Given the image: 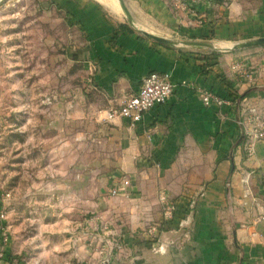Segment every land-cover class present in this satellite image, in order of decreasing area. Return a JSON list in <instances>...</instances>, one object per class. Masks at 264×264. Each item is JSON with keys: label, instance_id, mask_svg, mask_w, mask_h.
<instances>
[{"label": "crops", "instance_id": "crops-1", "mask_svg": "<svg viewBox=\"0 0 264 264\" xmlns=\"http://www.w3.org/2000/svg\"><path fill=\"white\" fill-rule=\"evenodd\" d=\"M131 1L129 10L138 29L108 18L102 0L65 4L88 42L91 87L100 99V106H89V112L94 110L105 119L98 140L107 132V142L119 148L114 170L93 177L83 147V158L77 163L81 172L76 175L81 181L72 186L96 190L105 199L102 187L111 189L112 180L126 173L125 162L131 160L132 168L135 165L130 188L133 226L163 216L159 202L163 189L175 201V217L164 224L158 238L127 234L123 255L131 257L132 264H264V219L258 220L264 210V141H255L249 149L251 140L238 122L247 105L264 113V46L234 48L264 36V0H235L228 7L217 0H196L190 10H177L167 0ZM143 31L178 42H209L214 48L167 46ZM151 71L171 73L177 87L170 99L154 106L136 126L120 118L107 120V108L133 95ZM200 90L223 96L252 91V95L238 108H220L205 106ZM6 140L3 150L10 145ZM52 143L54 147L58 142L52 139ZM27 144L21 142L19 152L24 165ZM51 152L55 178L60 171L54 162L59 161L56 149ZM40 167L34 191L60 193L54 189L62 186L58 177L57 184L38 179L45 172ZM124 197L116 201L128 204ZM1 200L0 213L5 209L6 215L0 218V250L6 258H0V264H17L10 257L11 243L2 244L1 228H12L13 210Z\"/></svg>", "mask_w": 264, "mask_h": 264}, {"label": "rangeland", "instance_id": "rangeland-1", "mask_svg": "<svg viewBox=\"0 0 264 264\" xmlns=\"http://www.w3.org/2000/svg\"><path fill=\"white\" fill-rule=\"evenodd\" d=\"M125 2L131 10L132 1ZM117 5L103 3L104 14L138 29L119 1ZM73 14L58 0L0 1V191L11 193L6 203L13 210V226L7 230L10 257L17 264H132L131 257L123 255L127 234L158 238L165 222L162 216L133 226L131 196L124 197L126 204L116 201L120 196H112L108 186L102 187L105 199L96 190L72 186L81 181L76 175L81 172L77 163L83 147L93 177L110 174L119 151L107 142V132L98 140L105 119L89 112V106H100V99L91 87L88 42ZM6 139L10 145L3 150ZM52 139L59 145L53 147ZM21 142L28 143L25 165L19 154ZM52 149L59 161L54 162L60 171L55 178ZM125 165L126 173L113 179L112 186L124 178L132 183L135 165L132 168L131 160ZM39 166L45 172L38 179L45 184H57L59 179L62 186L54 189L62 193L34 191Z\"/></svg>", "mask_w": 264, "mask_h": 264}, {"label": "built area", "instance_id": "built-area-1", "mask_svg": "<svg viewBox=\"0 0 264 264\" xmlns=\"http://www.w3.org/2000/svg\"><path fill=\"white\" fill-rule=\"evenodd\" d=\"M177 10H190L196 0H168ZM235 0H223L222 5L228 7ZM252 79V78H251ZM177 83L174 82L171 73L151 71L146 74L140 82L139 89L130 97L126 98L119 105H111L107 108V120L120 118L131 126H136L143 121L145 115L154 106L166 103L174 94ZM194 87V86H193ZM200 98L205 106L223 107H240L243 100L237 98V94L223 96L217 91L200 90ZM239 125L242 127L244 134L251 140L249 149L255 141H264V113L257 110L254 106L247 105L243 111ZM132 184L130 179L124 178L115 184L110 194L112 196H130ZM11 193L7 192L2 196V202L9 201ZM159 202L162 206L164 222H171L176 213V203L170 197L168 192L163 189L159 193ZM5 209L1 211L0 218H5ZM264 219V210L258 220ZM2 244H7L9 234L6 226H2ZM155 229V228H154ZM0 258H6L4 250H0Z\"/></svg>", "mask_w": 264, "mask_h": 264}, {"label": "water", "instance_id": "water-1", "mask_svg": "<svg viewBox=\"0 0 264 264\" xmlns=\"http://www.w3.org/2000/svg\"><path fill=\"white\" fill-rule=\"evenodd\" d=\"M0 1H4V0H0ZM123 11L125 12L126 14V17L128 18L129 22L133 25H135V21H134V18L129 10V8L127 7L126 5V2L125 0H118ZM143 33L147 36H149L150 38L156 40L157 42L161 43V44H164V45H167V46H176V45H180V44H183V45H190V46H194V47H198V48H201V49H204V48H214V46L209 43V42H204V41H194V42H183V41H173V40H170L166 37H163V36H159V35H156V34H152V33H149L147 31H143ZM260 46H264V36H261L257 39H254V40H249V41H244V42H241V43H238L234 46L235 49H242V48H253V47H260Z\"/></svg>", "mask_w": 264, "mask_h": 264}, {"label": "trees", "instance_id": "trees-1", "mask_svg": "<svg viewBox=\"0 0 264 264\" xmlns=\"http://www.w3.org/2000/svg\"><path fill=\"white\" fill-rule=\"evenodd\" d=\"M58 1H61V3L63 4V5H69V4H71V0H58ZM218 2H223V0H217ZM65 5V6H66ZM74 13V12H73ZM73 17L75 16L74 14L72 15ZM252 95V91H248V92H246V93H244V94H241V95H238L237 96V98L239 99V101L240 100H242V99H244L245 97H248V96H251Z\"/></svg>", "mask_w": 264, "mask_h": 264}, {"label": "bare ground", "instance_id": "bare-ground-1", "mask_svg": "<svg viewBox=\"0 0 264 264\" xmlns=\"http://www.w3.org/2000/svg\"><path fill=\"white\" fill-rule=\"evenodd\" d=\"M102 1L109 4V5H117L118 4L117 0H102Z\"/></svg>", "mask_w": 264, "mask_h": 264}]
</instances>
